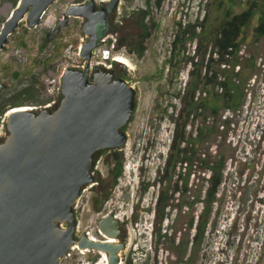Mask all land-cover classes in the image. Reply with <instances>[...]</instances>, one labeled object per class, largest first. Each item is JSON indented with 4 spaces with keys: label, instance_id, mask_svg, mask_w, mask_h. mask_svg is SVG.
Masks as SVG:
<instances>
[{
    "label": "rangeland",
    "instance_id": "obj_1",
    "mask_svg": "<svg viewBox=\"0 0 264 264\" xmlns=\"http://www.w3.org/2000/svg\"><path fill=\"white\" fill-rule=\"evenodd\" d=\"M236 1L241 4L247 0ZM72 2L56 3L43 25L30 30L24 21L9 37L0 52V82L6 85L0 94V109L22 89L32 86L41 91L43 99L36 103L26 102L23 107L38 110L48 105L54 107L62 96L64 72L86 69L79 48H82L83 39L87 40L81 33V20L72 18L68 30L48 49L41 48L51 24L62 17ZM158 2L122 0L113 33L102 38L105 40L102 47L110 49L112 57L122 56L131 64L130 68H124L113 62V67L137 91L136 109L125 128L127 145L97 156L96 183L85 188L75 206L76 237L87 233L98 235L100 221L115 214L121 220L122 237L127 243V249L121 253L123 264L128 261L132 264H264V40L258 46L245 45L242 51L247 57L255 54L258 58L257 72L249 83L243 113L233 115L225 110L219 117L210 115L209 138L197 148L181 147L187 151L182 157H191L193 166L179 162L174 171L163 178L176 130L173 120L182 108L181 94L191 81L193 71L196 74L202 73V69L203 74L206 70L214 71L217 64L209 60L213 58L216 62L217 57L208 43L202 44L199 54V41L188 42L178 48L174 65L165 68L163 79L150 78L163 70L173 56V43L181 30L201 22L211 11L210 5L219 0H161L160 5ZM147 9L151 11L146 21L151 27V38L145 55L138 58L125 45L134 44L141 35L137 17ZM0 17L1 31L2 22L9 16L5 13ZM66 44L73 45L71 51L64 48ZM194 62L198 64L196 67ZM92 68L98 67L92 64ZM16 73L21 77L16 78ZM11 110V106H6L0 114V142L7 138V115ZM196 129L198 126L188 127L187 134L193 133L195 137ZM224 149L228 166L215 206L213 225L191 258L189 243L194 230L190 222L202 209L200 204L193 202L208 178L207 172L202 171V159L215 160ZM114 151H120L123 166L117 183L111 176L115 167ZM162 191H165V206L159 209L157 200ZM105 196L108 198L103 201ZM188 245L189 251L184 255ZM74 255L72 264L95 263L101 258L98 252L85 255L75 252ZM67 263L68 260L62 262ZM104 263L103 256L101 264Z\"/></svg>",
    "mask_w": 264,
    "mask_h": 264
},
{
    "label": "water",
    "instance_id": "obj_2",
    "mask_svg": "<svg viewBox=\"0 0 264 264\" xmlns=\"http://www.w3.org/2000/svg\"><path fill=\"white\" fill-rule=\"evenodd\" d=\"M56 1L23 0L0 31V52L30 7L34 28ZM121 1L109 2L108 13L115 14ZM91 6H71L60 23L64 27L72 16L86 17L90 38L81 51L86 69L64 72L60 104L42 110L12 108L7 115V138L0 142V264H60L76 245L105 254L107 264H121L127 249L115 214L99 223L106 241H93L87 234L76 237L75 206L85 188L96 183L99 152L127 145L125 128L137 97L135 88L113 71L101 68L91 74L99 45L97 25L106 17L105 11L93 13ZM5 89L0 82V94Z\"/></svg>",
    "mask_w": 264,
    "mask_h": 264
},
{
    "label": "trees",
    "instance_id": "obj_3",
    "mask_svg": "<svg viewBox=\"0 0 264 264\" xmlns=\"http://www.w3.org/2000/svg\"><path fill=\"white\" fill-rule=\"evenodd\" d=\"M150 1L148 0V4ZM158 1L160 5L161 0ZM215 2L210 5L211 11L207 12L201 22L181 30L173 43V56L166 62L163 70L150 78L153 80L163 79L165 68L168 65H174L178 48H183L188 42L199 41L200 44L197 49L199 54L202 50V44L208 43V46H212V53L217 57L216 62L213 58L209 60L211 63L217 64L214 71L206 70L204 74L203 69L202 73L199 72L198 74L193 71L191 81L181 94L182 108L177 119L173 120L176 130L164 167L163 178L174 171L179 162L193 166L194 161L191 157H182L183 153L187 151H183L181 147L185 145L188 148H197L209 138L212 130L208 125L210 115L219 117L225 110L233 115L243 113L248 100L249 83L257 72V56L251 54L250 57H247L242 54V51L245 45L258 46L264 40V0H247L241 4L236 0H219V4H215ZM237 8L241 11L237 12ZM150 14V9L139 13L137 24L141 30V35L138 36L134 44L125 45L129 48L130 53L138 58H143L149 46L151 27L146 21ZM255 21L257 22L256 25H254ZM198 30H200L199 33ZM122 44L120 43V45ZM197 65L194 62V66ZM121 76L124 77L122 73ZM15 77L20 78L21 74L16 73ZM62 98L63 96L60 97V102ZM39 99H43L41 91L34 86L24 88L2 106L0 114L2 115L6 106L22 107L26 102L36 103ZM60 102H57L55 107ZM197 123L198 125H196ZM190 126H198L195 137H193V133L187 134V128ZM103 152H99L98 156ZM112 159L115 162V167L111 176L114 183H117L123 174L120 151H114ZM202 162L204 166L202 171L207 172L208 178L205 179L204 189L195 196L193 202L194 205L200 204L202 209L199 216L190 222V228L194 230L192 241L189 243L191 245V258L196 254L197 248L206 240L207 233L213 225L215 206L219 201L218 196L224 184L228 166L227 150L224 149L221 154H217L215 160L202 159ZM164 197L165 191L160 192L157 200L159 209L165 206ZM107 198L108 196H105L103 201ZM191 207L193 206L191 205ZM189 245L183 252L184 255L188 253ZM127 264H132V262L128 261Z\"/></svg>",
    "mask_w": 264,
    "mask_h": 264
},
{
    "label": "flooded vegetation",
    "instance_id": "obj_4",
    "mask_svg": "<svg viewBox=\"0 0 264 264\" xmlns=\"http://www.w3.org/2000/svg\"><path fill=\"white\" fill-rule=\"evenodd\" d=\"M22 1L23 0H0V16H2L5 13H7L9 16L4 22H2V23H4V25L7 22V20L15 13V11L21 7ZM61 1H63V0L56 1L54 4H52L45 11L43 16L41 17L39 24L36 27H34V28L30 27L31 20L29 19V17H30L31 11L33 10V7H30L28 13L25 15V18L21 21V23L26 21V25L28 26V28L30 30L38 28L39 26L43 25V23H44L43 21H44L46 15L48 14V12L50 11V9L56 3L61 2ZM111 1L112 0H73V2L69 6H67V8L65 9L62 17L57 18L56 21L53 22V24H51L50 29L47 30L46 38L43 40L44 43L41 45V48L48 49V47L50 46L51 43H53L65 30H68L72 24V21H71L72 18H74L76 20H81V22H80L81 33H83L87 38V40L83 39V44H82V48H83V45L86 44L87 42H89V39H90L88 37L87 32L85 31V27L89 23V19L84 17V16H80V17H73L72 16L69 18V20H67V23L65 24L64 27H61L60 23L64 22L67 19L66 13L71 6H73V5H84L85 6L86 5L88 7H92L91 6L92 3H93V13L94 12L95 13L96 12H102V11L106 12L105 19L97 25V31H98V35H99L98 47L103 46V43L105 42V40H103L102 38L105 37L106 35L113 33V27L116 23H118L117 17H118V10L120 8V5H119L115 14H109L108 13V4ZM21 23L19 24L17 30L20 28ZM4 25H3V27H4ZM138 29L140 30L139 26H138ZM72 47H73V45H68V44L64 45V48H67L68 51H71ZM79 48H81V47H79ZM100 68L107 69L105 67H100ZM100 68L99 67L96 69L92 68L91 74H95ZM107 70L113 71L115 74V78H122L121 73H119L118 69L113 67L112 69H107Z\"/></svg>",
    "mask_w": 264,
    "mask_h": 264
},
{
    "label": "built area",
    "instance_id": "obj_5",
    "mask_svg": "<svg viewBox=\"0 0 264 264\" xmlns=\"http://www.w3.org/2000/svg\"><path fill=\"white\" fill-rule=\"evenodd\" d=\"M80 50H81V48H80ZM117 58L118 57H112L110 49L100 46L97 49H95L93 52L92 64L97 66V67L104 66L107 69H112L113 68V62H117L116 61ZM46 107H52V105H48ZM87 235L93 241H106L107 240V237L104 236V234H102V232L99 229H98V235H94L92 233H87ZM75 252L78 254L79 253L83 254V255H85L86 253H91V251L87 250V252H86V250L84 251L79 246L76 245L70 250L69 254L60 261V264H62V262L65 260L69 261V263H67V264H72V261H74V259H75L74 258ZM95 253H97V252H95ZM102 258H103V255L101 254V258L98 262L93 263V262H87L86 261L82 264H101V263H103ZM106 264H107V262H106ZM121 264H123V262H121Z\"/></svg>",
    "mask_w": 264,
    "mask_h": 264
},
{
    "label": "bare ground",
    "instance_id": "obj_6",
    "mask_svg": "<svg viewBox=\"0 0 264 264\" xmlns=\"http://www.w3.org/2000/svg\"><path fill=\"white\" fill-rule=\"evenodd\" d=\"M116 61L118 62V63H120V64H122L124 67H127V68H130L131 67V64H130V62L127 60V59H125L124 57H122V56H119L117 59H116ZM26 109H30L29 107L28 108H26ZM105 236V235H104ZM112 241H114V240H112ZM85 251V250H84ZM87 251V250H86ZM103 256H104V261H105V263L104 264H106V262H107V256L105 255V254H102ZM103 259V258H102Z\"/></svg>",
    "mask_w": 264,
    "mask_h": 264
},
{
    "label": "clouds",
    "instance_id": "obj_7",
    "mask_svg": "<svg viewBox=\"0 0 264 264\" xmlns=\"http://www.w3.org/2000/svg\"><path fill=\"white\" fill-rule=\"evenodd\" d=\"M81 51H82V49H81ZM106 68V67H105ZM101 69V68H100ZM93 252V251H92ZM95 252V251H94ZM99 253V252H98ZM100 254V253H99ZM101 255V254H100Z\"/></svg>",
    "mask_w": 264,
    "mask_h": 264
}]
</instances>
